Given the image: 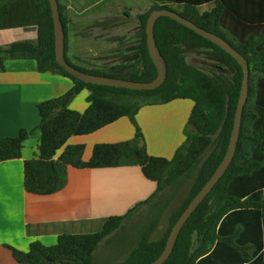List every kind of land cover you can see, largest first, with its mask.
Wrapping results in <instances>:
<instances>
[{
  "label": "trees",
  "instance_id": "1",
  "mask_svg": "<svg viewBox=\"0 0 264 264\" xmlns=\"http://www.w3.org/2000/svg\"><path fill=\"white\" fill-rule=\"evenodd\" d=\"M137 16L135 43L124 51L131 63L77 66L66 55L69 20L58 3L64 31L65 59L84 73L150 82L157 71L146 44V22L154 10L180 8L178 13L198 27L220 36L248 62V97L243 107L240 134L233 159L210 193L199 204L178 234L163 264H264V0H150ZM58 2V1H57ZM211 4L209 10L200 7ZM171 10V9H169ZM173 11V10H172ZM34 27L33 40H21L0 48L3 57L30 59L39 73L60 75L71 81L61 97L37 105L39 141L35 157L23 163V186L28 194L52 195L66 184L68 167L111 169L139 167L142 176L156 185L154 193L123 216H114L102 229L89 234H61L52 246L33 242L26 252L7 247L20 264H94L93 253L122 227L142 205L170 190L169 198L196 171L188 196L171 214L164 235L149 241L156 223L123 264H149L162 253L168 235L183 210L211 177L226 152L239 98L243 71L221 48L175 20L161 16L154 38L166 64L163 84L150 91H136L82 82L61 68L54 55V29L47 0H0V30ZM122 43V41H121ZM195 51L221 63L203 70L187 62ZM123 54V52H121ZM88 90L87 106L77 112L64 105ZM191 100L193 106L184 130V141L170 159L149 155L144 136L135 122L139 109L174 100ZM135 127L134 138L115 144H95L83 160L84 145H67L71 137L87 136L120 119ZM30 132L0 140V162L20 157ZM210 149V150H209Z\"/></svg>",
  "mask_w": 264,
  "mask_h": 264
},
{
  "label": "crops",
  "instance_id": "2",
  "mask_svg": "<svg viewBox=\"0 0 264 264\" xmlns=\"http://www.w3.org/2000/svg\"><path fill=\"white\" fill-rule=\"evenodd\" d=\"M98 1L103 0L96 2ZM110 5L111 11L114 12V6L112 3ZM85 6L89 8L90 2H86L82 7ZM145 6L149 8L152 2H146ZM211 6L204 4L200 9L209 10ZM114 16L112 27L106 29L110 47L126 44L124 35L119 33L120 15ZM137 31L133 35L134 43ZM98 36L101 35H93L82 28L77 29L72 24L69 37L67 36L68 59L77 66L86 67L122 64L121 60L126 54L124 50L131 44L125 47L117 46L114 55L119 61L110 65L98 63L101 59H94V55L93 59L80 55V52H86L87 55V50L88 53L95 52L84 44H87L88 39L93 41L94 37L96 39ZM35 37L34 27L0 30V48L16 41L33 40ZM132 57L135 58L134 55ZM56 87H59V90ZM70 87L71 82L60 75L39 73L33 60L3 57V69H0V140L16 137L21 130L30 134L23 143L19 158L0 162V264H20L13 259L7 247L26 252L33 242L52 246L61 234L92 233L88 221L97 220L99 216L94 211L118 209V212L109 215L119 216V213L127 212L136 203L146 200L153 190L152 186L155 187L142 176L137 166L95 170L68 167L66 184L57 193L37 196L25 192L23 163L35 157L39 141L37 105L64 95ZM83 94H86L85 91H82L80 96L83 97ZM87 94L89 95V92ZM72 100L73 98L67 105ZM82 101L81 98L78 105H81ZM191 105L174 100L164 105L145 106L138 111L137 123L142 129L150 155H156L151 148L160 149L164 153H170L169 155L174 154L184 141V130ZM131 138L129 122L120 119L81 140L73 138L70 143L80 141L86 145L82 158L87 161L95 144H115ZM82 217L85 218V224L80 223Z\"/></svg>",
  "mask_w": 264,
  "mask_h": 264
},
{
  "label": "rangeland",
  "instance_id": "3",
  "mask_svg": "<svg viewBox=\"0 0 264 264\" xmlns=\"http://www.w3.org/2000/svg\"><path fill=\"white\" fill-rule=\"evenodd\" d=\"M57 1L61 6H63L64 8L63 12L66 15L67 19L69 20L68 37L72 24L77 29L82 28L85 31L92 32L93 35L94 34L101 35L98 36L96 39L94 37L93 41L92 39H88L89 41H87V44H84L85 47L88 46V48H93L95 51V52L93 51L94 53L92 52L88 53L87 50V55L89 54L88 56L86 55V52H80V55L90 57L91 59H93V55H94V59H101L100 61H98V63L110 65L119 61L117 60L118 57L114 55V49H116L118 45L113 46L114 48L112 46L110 47V45L107 42L109 39V35L106 33V29L112 27L111 21L115 17L114 14L120 15V17L118 18L120 23L119 33H121V35H124L125 37L124 40L126 42V44L120 45L118 47H125L128 44L134 43L133 35L135 31L138 30L137 16L140 13H143V11L147 10L148 6H145V4L150 0H103L98 2H96L97 0H94L93 2L92 0H57ZM86 2L87 3L90 2L91 6L89 8H87L86 6L82 7ZM111 3L114 6V10H113L114 12L111 11L112 10L111 8L112 6L110 5ZM167 6L169 9L173 10L174 12L180 11V8L176 5L168 4ZM133 58L134 57H132V55L125 54L124 58L121 60V63L123 62L131 63ZM186 60L189 64L199 67L200 69L203 70L205 69L214 70L216 69V66L219 63H221L217 59H213L208 55L204 54L203 52H198V51H195L193 53H188L186 56ZM67 80L71 82L69 79ZM56 88L57 90H59V87ZM82 91H85L86 93L83 94V97L85 95H88L87 94L88 90L84 89ZM81 92L73 97V100L68 104V108L75 110L77 112H82L86 108L88 104L87 96L83 98L82 96H80ZM81 98L83 99V101L81 102V105L80 104L78 105ZM179 101L190 103V105L192 104L190 108V112H191L193 106V102L191 100L179 99ZM159 105H164V104H159ZM148 106H155V105H148ZM190 112L188 113L189 115ZM136 116H135V122L138 125ZM123 119H126L129 122L132 133L131 139H133L135 135V127L127 118H123ZM138 127L141 133L143 134L141 127L139 125ZM83 137H87V136L71 137L67 145H71V146L83 145L80 141L77 143H70V140L73 138L77 140H81ZM85 146L86 145L84 144V148ZM151 150L155 151L156 155L153 154L151 155L155 157L170 159L173 155V153L169 155L170 153H164L163 151L157 148H151ZM195 174L196 171H194L183 182L180 188L174 193L172 198H169L171 192L168 189L165 192L158 193L150 201L148 205H142L137 210V212H135L130 218L124 220L122 227L118 229L116 232H114L103 243H101L100 246L95 250V252L93 253L94 264H123L126 258L128 257V254L133 249L137 248L140 245V243L143 241L144 236H146V232L155 223L156 226L154 227L148 240L156 241L160 239L164 235L167 229L169 217L182 205V203L188 196ZM152 183L153 185H155L154 182ZM153 187L154 186H152L153 190L151 189L152 191H150L151 193L154 191L156 185L154 188ZM150 194L149 197L152 195ZM115 211L118 212V209H114V210L106 209L105 211H99V212L94 211V213L98 214L99 216L96 218L97 220L88 221V224L90 225L91 228L90 229L91 232L95 233L100 231L102 229L103 223L107 221L109 218L114 217L109 214L114 213ZM123 212L119 213V216H123L124 214L127 213V212L124 213ZM88 213L91 214V211H89ZM82 218L83 219L80 223L85 224L84 222L85 218L84 217Z\"/></svg>",
  "mask_w": 264,
  "mask_h": 264
},
{
  "label": "water",
  "instance_id": "4",
  "mask_svg": "<svg viewBox=\"0 0 264 264\" xmlns=\"http://www.w3.org/2000/svg\"><path fill=\"white\" fill-rule=\"evenodd\" d=\"M51 9L52 21H53V29H54V55L57 64L63 68L68 74L73 76L74 78L90 84L103 85L109 87H118L136 91H150L160 87L166 78V64L165 61L158 50L156 45V41L154 38V25L156 20L161 17H169L176 22L184 25L189 28L193 32L198 35L204 37L209 40L227 54H229L241 67L243 71V77L239 92V98L234 114L233 126L228 142V146L226 152L224 154L223 159L211 175V177L207 180V182L202 186V188L197 192V194L192 198L187 207L183 210L179 218L174 223L167 241L165 243L164 249L160 256L149 264H163L170 256L175 242L177 240L178 234L180 233L182 227L185 225L189 217L196 210L199 204L205 199V197L210 193L212 188L216 185V183L221 179L226 170L228 169L233 156L235 154L240 128H241V119L243 113V107L246 103L248 97V81H249V66L247 60L238 53L227 41H225L220 36H217L213 33H210L191 21L183 18L178 13L169 10V9H159L152 11L146 22V44L147 51L149 57L156 68L157 75L154 80L150 82H135L125 79H117V78H109L103 76L92 75L88 73H84L74 67L70 66L65 59V40H64V31L60 19L58 2L57 0H47ZM66 102L64 105H67Z\"/></svg>",
  "mask_w": 264,
  "mask_h": 264
}]
</instances>
